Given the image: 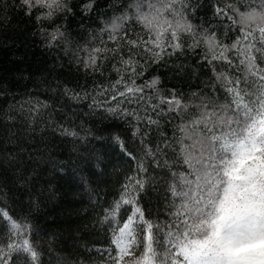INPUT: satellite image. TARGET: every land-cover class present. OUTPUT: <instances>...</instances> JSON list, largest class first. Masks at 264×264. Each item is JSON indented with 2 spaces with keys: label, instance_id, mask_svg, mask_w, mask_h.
Masks as SVG:
<instances>
[{
  "label": "trees",
  "instance_id": "16d2710c",
  "mask_svg": "<svg viewBox=\"0 0 264 264\" xmlns=\"http://www.w3.org/2000/svg\"><path fill=\"white\" fill-rule=\"evenodd\" d=\"M0 264H264V0H0Z\"/></svg>",
  "mask_w": 264,
  "mask_h": 264
},
{
  "label": "rangeland",
  "instance_id": "374dc122",
  "mask_svg": "<svg viewBox=\"0 0 264 264\" xmlns=\"http://www.w3.org/2000/svg\"><path fill=\"white\" fill-rule=\"evenodd\" d=\"M117 23H119L118 20H115V21L113 22V24H117Z\"/></svg>",
  "mask_w": 264,
  "mask_h": 264
}]
</instances>
